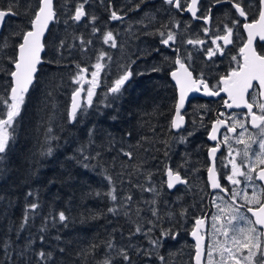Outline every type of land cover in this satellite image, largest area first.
Returning a JSON list of instances; mask_svg holds the SVG:
<instances>
[{"label":"snow or ice","instance_id":"obj_1","mask_svg":"<svg viewBox=\"0 0 264 264\" xmlns=\"http://www.w3.org/2000/svg\"><path fill=\"white\" fill-rule=\"evenodd\" d=\"M97 2L107 13L103 23L88 11L92 0L0 2V76L4 78L0 82V175L11 163L17 125L30 91L39 83L40 67L45 63L42 54L50 50L48 64L74 69L69 76L74 87L59 123L57 105L51 104L53 111L44 139L33 153L29 174L39 175L38 165L42 158L53 156L54 142L57 146L61 139L75 142L61 165L62 183H86L69 165L91 172L106 182L107 190H93L89 185V195L109 202L106 211L89 213L80 222L111 215L122 216L130 225L127 233L122 226L112 227L110 232L106 228L107 238L83 244L59 264H177L183 248L172 251L170 242L173 247L178 244L182 232L192 240L184 264H264V0H162L161 8L144 11L135 21V30L131 23L123 29L130 39L153 38L144 47L137 45L134 56H124L128 42L120 41L121 33L112 25L124 23L128 12L142 11L151 0H129L127 10L118 8L114 0ZM13 18L19 22L13 23ZM61 20L63 35L52 30ZM107 49L119 51L121 59ZM232 49L236 52L229 57ZM225 57L229 66L220 73L216 61ZM138 63L145 66L140 72L134 70ZM113 66L115 78L105 83L104 76ZM155 73L170 77L176 95L166 111L155 104L151 112L139 114L138 125L147 128V133L132 144L133 131L121 127L126 118L118 101L134 75ZM102 85L107 90L97 104L94 98H99L97 89ZM191 93L220 97L223 110L217 109L206 123L212 110L201 105L193 114L198 119H192L190 131L185 106ZM45 97L47 103L53 91H47ZM94 108L111 122L107 128L89 119ZM234 109L240 111H230ZM152 116L164 117L166 130L158 122L144 119ZM200 128L211 142L198 146L199 151L206 148L204 162L193 167L191 153L185 150L181 163L174 166L175 146L188 144ZM73 129H86V135L76 136ZM113 150L117 155L109 162L104 153ZM48 183L54 185L55 180ZM125 185L136 189L139 197L125 191ZM173 193L179 194L171 200L168 197ZM205 197H209L212 211H203ZM5 200L0 216L9 220L7 209L15 201L0 194V204ZM42 207L39 190L29 188L19 224L11 221L0 238V264H58V258L68 254V248L60 246L59 234L54 237L55 246L48 240L50 227L69 226L68 212L50 206L43 214ZM190 209H199L200 214ZM41 216L37 233H30L20 244L23 232ZM116 233L123 243L117 242Z\"/></svg>","mask_w":264,"mask_h":264},{"label":"trees","instance_id":"obj_2","mask_svg":"<svg viewBox=\"0 0 264 264\" xmlns=\"http://www.w3.org/2000/svg\"><path fill=\"white\" fill-rule=\"evenodd\" d=\"M4 2V0H0ZM23 3V0H22ZM95 5L92 3L88 6V11L95 13ZM106 12L103 8L98 5V16L101 18L106 16ZM20 20L26 19L25 17L19 18ZM19 20L13 18V23H18ZM102 23V22H101ZM60 29H57L58 24L52 26L53 32H59L63 35L64 24L61 20ZM82 28V29H81ZM80 30L85 33L87 38V30L84 29V26H80ZM5 31H8L6 28ZM49 39H51V34H49ZM122 55V54H121ZM121 55L117 59H121ZM45 63L40 67L39 72V83L38 85L30 91V94L27 98L26 107L22 114V119L17 125V139L14 142L11 152L9 153L11 163L8 166V170L0 175V194H6L9 198L15 201L13 207H8L6 215L10 218L5 220L3 216H0V238H3L4 233L7 230V227L11 221H14L17 225L20 222V217L23 210L24 204V195L29 190H39L42 207V213L47 214L50 206L54 207L57 211L65 210L69 214V222L67 228H49L48 240L49 243L55 246L57 243L54 240V237L59 234L62 237L60 243L61 247L68 248V254L64 258H58V264L60 261L67 260L75 250L81 247L83 244L90 242L92 240H99L107 238V231H111L112 227L122 226L124 232L130 228V225L127 224L124 218L121 216L119 219L111 215L107 218H101L99 220H89L86 224H82L81 217L88 216L89 213H94L97 211H106V208L109 206V202L105 197H97L95 194L89 195V185L91 189H101L106 191V182H104L100 176L95 175L91 172L84 173L82 169H76L73 165H69L73 171L78 172L82 182H73L71 186L65 185L62 183L64 177L62 175L63 169L61 165L65 161V157L72 153L74 149L75 142L65 143L64 139L59 141V146L56 143H53L55 149L52 157L42 158V163L38 165L39 175L37 177H32L29 174V165L32 161L33 153L38 150L39 143L44 139V130L48 124V118L52 114L51 104L54 102L57 105V123H59V116L62 113L64 107H66L68 100L70 98L71 88L74 87L71 85L69 76L71 75L74 69L66 67H57L47 63L48 60L52 59L51 51H47L43 54ZM78 58V54H77ZM116 72L109 73L104 76V82L110 83L111 76H115ZM141 76L134 75L133 81L130 87L125 88L124 94L121 99L118 101V105L124 110V116L126 122L121 125L125 130L133 131V138L130 143L135 144L136 139L139 138V135L146 134L147 128H140L138 125V120L140 119V113L142 111L151 112L155 104L163 105L162 111H166L170 106L169 102H166L162 96L157 94L158 90L155 87V80L148 79L147 81H142ZM3 77L0 76V82L3 81ZM62 87L57 88L58 85ZM47 91H53V97L47 98V103H45L46 97L45 93ZM98 93L100 94L99 98H94L96 103L99 104L100 99L103 98V93L106 92V87L103 85L98 88ZM165 96V94H164ZM101 111L107 112L106 109H100ZM197 110L192 109L187 113L188 116V130H192V119H195L193 115ZM91 115L89 116L90 120L96 121L101 128H107L111 123L106 116L97 115V109L90 110ZM132 114L131 119H129V114ZM145 120L151 119L152 124L157 122L164 126L165 130L167 128V121L164 117L161 116H152L144 117ZM91 126V125H89ZM80 128L81 126H77ZM58 134L67 138V133H59V128H57ZM73 132L76 133V136L83 138L86 135V129L81 131H76L73 129ZM119 138V133L116 134ZM175 135V134H173ZM199 131L190 138V142L186 145H176V155L173 159V165H178L181 163V154L187 150L191 153V163L193 167H200V164L203 163V152L198 150L200 146ZM99 142V141H98ZM193 144V145H192ZM127 147V144L124 145ZM117 155V150H113L111 153L105 152V159L110 162L111 156ZM162 158V157H161ZM37 159H41L37 157ZM149 161V166L151 165ZM119 170V164H117V171ZM189 175H191L189 173ZM136 178L133 177V180ZM195 181L196 178L192 177ZM49 180H55L54 185H49ZM125 191H132L134 195L138 198L140 193L136 189H130L129 185L124 186ZM180 191H183L181 186ZM179 193H173L168 198L171 200L175 199V196ZM148 195L147 193L145 194ZM58 197V198H57ZM205 197V207L203 211H206L207 206H209L208 211H212L211 206L207 203ZM191 203V201H189ZM7 205V200L0 204V209ZM190 212H195V214H200L199 209H190ZM42 216L38 217L34 221V225L29 228V230L23 232L22 238L19 241L20 244L23 243V238H26L30 233H37V229L41 224ZM112 221V224L109 225L108 221ZM59 229V231L57 230ZM117 242L123 243L120 240L119 233H116ZM12 239L15 240L16 237L12 235ZM70 242V243H69ZM187 242V244H186ZM192 242L189 240V237L185 233H181V240L175 246H172L170 242V248L172 251L183 248V255L177 258V264H184L189 258L191 249L187 246ZM40 242L37 238L36 247L39 249Z\"/></svg>","mask_w":264,"mask_h":264},{"label":"flooded vegetation","instance_id":"obj_3","mask_svg":"<svg viewBox=\"0 0 264 264\" xmlns=\"http://www.w3.org/2000/svg\"><path fill=\"white\" fill-rule=\"evenodd\" d=\"M114 3L116 4V6L118 8L124 7L125 10H127V6L129 5V0H114ZM161 3H162V0H151V3L147 7H145L142 11H138V12L137 11H130V12H128V18L126 19V21L124 23L112 25V27H115V28H117L118 31H120V33H121L120 37H119L120 41L121 42H124V41L128 42L124 56H134L137 45H139L140 47H144L145 45L152 43L153 38L150 36H148V37L141 36L139 40L130 39L129 35L127 33H125L123 31V29H125L128 26V24L131 23V24H133L134 30H135V27H136L135 21L139 20L143 16L144 11H149L150 9L154 10L155 8H161ZM93 4L95 5L94 6L95 7V14L98 16V5H99V3L97 2V0H93ZM218 15H219V13H218ZM106 19H107V14H106V16H103L101 18V22L103 23V21H105ZM60 23H57L58 27H57V29H54L55 31L60 29V26H61ZM193 23H194V26L198 27V25H195V22H193ZM107 50L110 53H112L116 59L118 56L121 55V53L117 50H114V49H107ZM235 52H236V49H232L229 53V57H230V55L235 54ZM158 59L159 58H157V60ZM117 60H120V59H117ZM151 62H155V61H150V63ZM216 63L218 65L217 71H219L220 73H223L224 71L227 70V68L229 66V58L228 57L218 58ZM144 67L145 66L142 63H138L136 66H134V70L136 72H140L144 69ZM112 72H116L115 66H113L109 70V73H112ZM114 78H115V76H111L110 79L112 80ZM140 79L142 81H147L148 79L155 80V83H156L155 87H156V90H158L157 94L159 96H162L166 102H169V105L173 102V98L176 95L175 84L173 81L170 80V77H168L166 75V73H155V74H151V75L146 74L144 76H141ZM132 81H133V79L126 86L130 87ZM213 82H215V81H213ZM164 94H165V96H164ZM201 94L202 93H196L193 96L191 95L190 98H188V100L186 102V106H185L186 112L188 113L192 109L198 110L201 105H207V107L212 110L211 113L208 116H206L205 122L207 123L209 120H211L214 117L215 111L217 109L223 110L222 109L223 101L220 97H205V96H202ZM230 111H240V110L234 109V110H230ZM187 118H188V116H187ZM195 119H198V116H195ZM198 131H199V136L201 137L200 146H206L209 143H211V142L207 141L206 132L204 131L203 128H200ZM238 147H243V146L241 145ZM253 147L255 148L256 146L254 145ZM225 151H226V149H225ZM202 152H203V161H204L205 157H206V148ZM202 175H203V172H202ZM208 199H209V197L206 198L207 201H208ZM208 210H209V206H207L206 211H208Z\"/></svg>","mask_w":264,"mask_h":264},{"label":"water","instance_id":"obj_4","mask_svg":"<svg viewBox=\"0 0 264 264\" xmlns=\"http://www.w3.org/2000/svg\"><path fill=\"white\" fill-rule=\"evenodd\" d=\"M194 94H196V93H191L190 95H189V98H190V96L192 95H194ZM202 96H205V95H203V93L201 94ZM205 97H207V96H205ZM189 237V240L192 242V240H191V237L190 236H188Z\"/></svg>","mask_w":264,"mask_h":264}]
</instances>
